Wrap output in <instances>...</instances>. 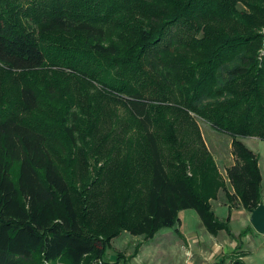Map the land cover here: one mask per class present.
Here are the masks:
<instances>
[{
    "label": "trees",
    "instance_id": "trees-1",
    "mask_svg": "<svg viewBox=\"0 0 264 264\" xmlns=\"http://www.w3.org/2000/svg\"><path fill=\"white\" fill-rule=\"evenodd\" d=\"M192 114L232 139L227 178ZM247 137L264 141V0H0V264H120L115 238L190 209L234 237L211 200L264 203Z\"/></svg>",
    "mask_w": 264,
    "mask_h": 264
},
{
    "label": "crops",
    "instance_id": "crops-1",
    "mask_svg": "<svg viewBox=\"0 0 264 264\" xmlns=\"http://www.w3.org/2000/svg\"><path fill=\"white\" fill-rule=\"evenodd\" d=\"M249 139L252 140V143L258 140L263 141L256 137L243 138L242 141L247 145L246 141ZM230 140L229 156L226 159L225 154L222 153L219 158L222 161H218L219 163L217 162L219 170L225 178H227L229 167L234 164L232 139L230 138ZM247 147L254 152L251 146L247 145ZM215 159L217 161V158ZM259 166L263 178L262 187L264 190V164L263 161L261 162L260 158ZM233 195L234 191L228 186L227 191L221 190L217 198L211 200V204L216 216L220 220H226L230 217V227L234 237L229 235L226 231H221L217 235L210 234L205 229L199 217H195L192 213L191 215L182 216L183 212H189L188 210H183L179 213V225L173 228L175 231H170L168 229L163 231L164 233L162 230L159 231L153 239L147 240V242L140 245L141 247L139 246V251L137 250L136 255H133V258L128 260V264H156L159 257L163 258V256L166 255L171 258L170 264H232V259L237 251L244 253L243 261L246 263L249 253L248 249L250 245L256 241L255 239L259 240L258 234L260 233H258L251 224L250 219L252 212L246 210L237 199L233 200L231 198ZM219 209L221 211V216L219 214ZM228 214L229 216L227 217ZM194 218H196V228L189 223ZM246 229H248L247 235L238 238L241 232ZM187 245L195 247V255L192 251L187 252V249H189ZM180 252L183 257L179 259L178 255L180 256ZM191 254L194 255V258H192ZM145 256H148V259H144ZM112 263H115V261H112Z\"/></svg>",
    "mask_w": 264,
    "mask_h": 264
},
{
    "label": "rangeland",
    "instance_id": "rangeland-1",
    "mask_svg": "<svg viewBox=\"0 0 264 264\" xmlns=\"http://www.w3.org/2000/svg\"><path fill=\"white\" fill-rule=\"evenodd\" d=\"M192 115L197 120V123L199 124L203 137L205 139L206 145L208 149L211 151V153L214 154L215 158H217V162L222 161L219 159L222 153L225 154V157L227 159V157L229 156V144L231 141L229 136L223 133L218 134L219 132L213 130V128L207 122H205L204 120H202L201 118L197 117L194 114ZM251 141L252 140L250 139L247 140L246 141L247 145L253 148L254 152L258 155L261 162L263 161V164H264V141H259V140L256 142L253 141L254 143H252ZM188 211L189 212H183L182 216L191 215L192 213V215H195V217H199L198 213L195 210L190 209ZM219 214L221 216V211ZM228 216L229 214L227 215V217ZM195 219L196 218H194L193 220L189 222L194 228H196ZM229 223H231L230 219H229ZM167 229L170 231L172 230L175 231V229L173 228H167ZM167 229H163L162 232L166 231ZM258 238L261 241L255 239L256 241L253 242L252 245H250V248L249 249L247 248L249 250V253H248L247 260H246V264H264V235L258 234ZM144 242H147V240H145L144 237L133 236L128 232H124L119 237L115 238L112 241V245L107 251V256L104 259V262L112 263V261H116L118 254H121L123 255V258L120 259L121 260L120 264H122L124 260H127V259L129 260L130 257L135 255L136 248L139 247ZM187 248H189L187 249L188 250L187 252L192 251V253H194L195 255L196 249L194 250L195 248L194 246L192 247L190 245H187ZM192 248L194 251L192 250ZM182 250L184 251L183 247H182ZM194 255H192V258H194ZM147 257L148 256H145L144 259H148ZM180 257L181 258L183 257L182 253L180 254V256L178 255L179 259ZM170 259H171L170 256H167V255L163 256V258L159 257L157 259L156 264H160V263L170 264ZM97 264H101V262L98 261Z\"/></svg>",
    "mask_w": 264,
    "mask_h": 264
},
{
    "label": "water",
    "instance_id": "water-1",
    "mask_svg": "<svg viewBox=\"0 0 264 264\" xmlns=\"http://www.w3.org/2000/svg\"><path fill=\"white\" fill-rule=\"evenodd\" d=\"M250 220L253 228L258 233L264 235V203L252 211Z\"/></svg>",
    "mask_w": 264,
    "mask_h": 264
}]
</instances>
